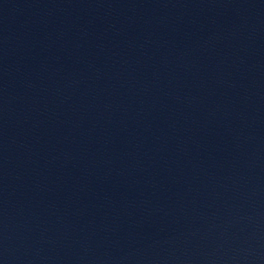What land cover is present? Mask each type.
<instances>
[{"label":"water","instance_id":"obj_1","mask_svg":"<svg viewBox=\"0 0 264 264\" xmlns=\"http://www.w3.org/2000/svg\"><path fill=\"white\" fill-rule=\"evenodd\" d=\"M0 264H58L1 190Z\"/></svg>","mask_w":264,"mask_h":264}]
</instances>
